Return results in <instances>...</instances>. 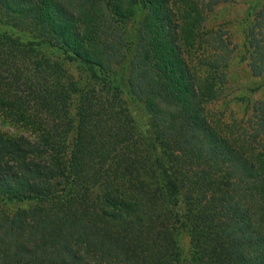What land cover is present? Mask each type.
<instances>
[{"label":"trees","instance_id":"trees-1","mask_svg":"<svg viewBox=\"0 0 264 264\" xmlns=\"http://www.w3.org/2000/svg\"><path fill=\"white\" fill-rule=\"evenodd\" d=\"M139 6L143 121L104 39ZM7 18L32 38L0 28V264H264V196L247 213L219 184L264 192V172L207 123L172 0H0Z\"/></svg>","mask_w":264,"mask_h":264},{"label":"rangeland","instance_id":"rangeland-1","mask_svg":"<svg viewBox=\"0 0 264 264\" xmlns=\"http://www.w3.org/2000/svg\"><path fill=\"white\" fill-rule=\"evenodd\" d=\"M172 2L179 19L181 55L194 73L197 95L207 123L219 138L244 152L246 158L264 172V0ZM148 14L145 6L136 7L129 19L112 22L114 29L107 30L111 35L104 38L111 44H115V39L116 43H121L119 48L122 54L125 53V60L116 67L115 78L122 86L123 97L130 103L131 116L142 121L150 114L137 101L129 80L131 63L141 43L142 26ZM0 28L11 34H21L23 40L32 38L30 26L22 30L12 19L7 18ZM52 50L47 54L56 57L60 53ZM77 71L72 70L75 76ZM222 181L231 192L232 202L238 200L240 209L244 208L247 213L253 208V195L264 196V192L257 193L250 182L246 184L237 178L226 182L224 178L219 184ZM259 185L264 186V181ZM212 192L204 193L203 202L213 199ZM127 196L113 194L118 200L128 199ZM178 240L180 249L188 258V235L181 232Z\"/></svg>","mask_w":264,"mask_h":264}]
</instances>
